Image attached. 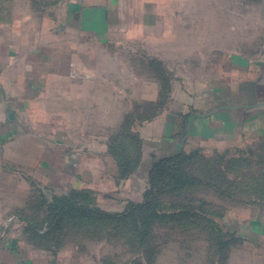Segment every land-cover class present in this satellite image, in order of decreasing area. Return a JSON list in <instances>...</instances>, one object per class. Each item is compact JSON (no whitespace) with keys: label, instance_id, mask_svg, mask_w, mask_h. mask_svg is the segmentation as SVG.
Segmentation results:
<instances>
[{"label":"rangeland","instance_id":"rangeland-1","mask_svg":"<svg viewBox=\"0 0 264 264\" xmlns=\"http://www.w3.org/2000/svg\"><path fill=\"white\" fill-rule=\"evenodd\" d=\"M59 1L0 0V29L48 24L46 15L53 10L45 4ZM168 5L161 16L170 25L143 33L136 25H122L106 43L89 46L95 56L94 65L89 63L94 70L90 91L72 93L76 103L65 110L64 159L65 164L76 165L77 173L64 168L62 174L45 180L33 172L32 183H47L43 197L65 195L75 186L89 187L96 207L111 214L142 204L152 156L160 152L153 149L157 144L152 140L142 138L153 115L175 113L180 105L189 110L191 104L209 113L212 91L234 105L252 101L248 83L264 81V0H175ZM255 136L247 126L223 128L217 139L232 137L228 148L189 145L190 151L197 149L202 155L185 167L196 181L188 189L159 197L160 212L189 213L160 218L153 228L151 219L144 218L151 230L145 243L138 242L135 232L122 227L114 231L115 226L106 223L107 227H86L89 231L77 232L78 236L67 232L58 250L51 251L72 248L82 256L79 264H264V258L250 252L255 246L250 241L236 239L228 250H221V235L215 232L218 227L226 236L236 222L243 228L255 212L250 209L258 210L257 218L263 216L264 208L250 204L255 195L249 194L250 200L243 190H231V185L249 177L248 171L254 170L255 176L263 173L258 156L264 139Z\"/></svg>","mask_w":264,"mask_h":264},{"label":"crops","instance_id":"crops-1","mask_svg":"<svg viewBox=\"0 0 264 264\" xmlns=\"http://www.w3.org/2000/svg\"><path fill=\"white\" fill-rule=\"evenodd\" d=\"M170 1L175 2L61 0L49 8L53 11L46 15L51 21L48 24L1 27L0 264L81 263L78 261L82 256L72 248L52 252L58 246L38 239L44 232L41 222L46 216L41 206L52 197H43L48 191L47 183H32L33 172L47 180L49 175L65 170L71 174L77 171L76 165L69 166L64 159V143L68 142L64 133L65 110L76 103L72 93L90 91L94 70L89 63L94 65L95 56L89 46L106 43L116 32L114 29L125 27L122 25H136L134 28L142 33L156 25H170V20L161 16ZM248 84L251 102L234 105L212 91L209 113L194 109L192 104L189 108L195 112H189L180 105L175 113H164L147 124L143 129L147 136L142 132V138L148 137L154 142L152 145L159 146L153 149L160 150L152 156L151 164L163 157L188 153L189 145L201 149L217 145L218 149L225 144L228 148L232 137L217 139L223 128L247 126L255 137L264 139V81ZM182 117L184 134L179 136ZM71 190L91 191L89 187L75 186ZM250 211L254 213L252 219L243 228L236 222L229 232L235 241L253 243L250 252L264 258V213L257 218L258 210Z\"/></svg>","mask_w":264,"mask_h":264},{"label":"trees","instance_id":"trees-1","mask_svg":"<svg viewBox=\"0 0 264 264\" xmlns=\"http://www.w3.org/2000/svg\"><path fill=\"white\" fill-rule=\"evenodd\" d=\"M56 3L57 2H46L45 7L50 8ZM154 62L159 63L157 60H153V63ZM158 115L159 113L153 115L151 121ZM184 119V117L181 118L182 124L178 127L180 130L179 136H183L184 134ZM136 138L138 140L137 134ZM199 152V150L195 149L193 152H180L154 161L151 164L149 172V189L145 193L144 203L129 204L121 213L111 214L98 209L93 194L88 190H70L67 194L61 197H52L50 202H45V205L41 206L46 218L44 217V220L41 222L44 232L38 237V239H40L43 244H54V246L59 247L67 232L74 233V236H78L77 232L80 233V231L89 229L86 227L91 228L103 224L102 227L111 226L112 228V226H115L112 229L114 231H119L122 227L128 232H135L138 236V242L140 244L145 243V239L151 230L148 228L150 225L148 221H145L146 223L144 225V218L151 219L153 228L160 218L169 217L176 219L178 217H184L189 213L186 209L174 211L171 214L160 212L159 209L161 204L159 197L164 193L188 189V187L193 184V181H196V177L188 174L185 167L190 160H193L196 157L202 158V155ZM140 154L141 148L139 145L137 150V158L139 159L141 157ZM258 157V168H261L263 173L255 176L254 170L248 171L249 177L242 182H238V184L231 185V190H243L249 198L250 195H255L253 197L256 198L254 201L250 198L252 202L250 204L264 208V153L260 154ZM223 158L226 159V157H222L221 161H224ZM217 171L221 172L219 169H217ZM207 174L211 173L207 172ZM225 177L227 178L226 173ZM214 189L216 188L214 187ZM217 191L221 192V190ZM221 194L228 195V193ZM205 222L207 224L209 223L207 221ZM211 222L213 223V221H210L209 224H212ZM132 223H134V225ZM200 223L202 222L200 221ZM212 226L214 227L215 225L212 224ZM215 232L221 235V237L219 236L220 240L218 243L221 250L226 251L233 246L235 238L230 232L224 236L218 227L215 228Z\"/></svg>","mask_w":264,"mask_h":264},{"label":"water","instance_id":"water-1","mask_svg":"<svg viewBox=\"0 0 264 264\" xmlns=\"http://www.w3.org/2000/svg\"><path fill=\"white\" fill-rule=\"evenodd\" d=\"M264 105V104H263Z\"/></svg>","mask_w":264,"mask_h":264}]
</instances>
